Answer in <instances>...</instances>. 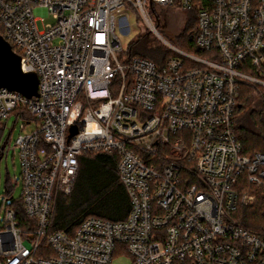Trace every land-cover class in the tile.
Listing matches in <instances>:
<instances>
[{
	"label": "built area",
	"instance_id": "1",
	"mask_svg": "<svg viewBox=\"0 0 264 264\" xmlns=\"http://www.w3.org/2000/svg\"><path fill=\"white\" fill-rule=\"evenodd\" d=\"M155 6L197 13L199 53L162 37L174 54L162 64L127 56L119 15L158 33ZM0 34L39 78L30 98L0 87V141L11 115L24 130L13 150L28 217L5 210L0 264H264V233L234 217L256 198L243 176L264 188V153L243 154L235 129L240 84L264 85V0H0ZM89 152L117 154L129 214L54 230Z\"/></svg>",
	"mask_w": 264,
	"mask_h": 264
},
{
	"label": "trees",
	"instance_id": "2",
	"mask_svg": "<svg viewBox=\"0 0 264 264\" xmlns=\"http://www.w3.org/2000/svg\"><path fill=\"white\" fill-rule=\"evenodd\" d=\"M169 9V8H166ZM187 14L186 24L180 40L183 50L199 53L195 44L198 28L197 13ZM127 56H142L162 64L170 57V51L150 32H142L128 46ZM172 54L171 56H173ZM264 70V66H263ZM251 74L256 75L253 69ZM253 88L241 83L239 86L238 106L236 110V133L243 146V154L253 157L256 153H264V96L252 105ZM25 116L30 117L28 112ZM5 145L0 148V155ZM119 158L115 153L89 152L79 159V169L72 191L67 196H59L53 218V229L73 234L78 225L89 216H97L112 221L125 220L130 211V199L122 184L118 171ZM6 192L3 205L13 208L21 226L26 224L22 196L13 197L14 184L7 173ZM242 193H252L255 201L247 206H239L234 217L245 226L264 233V188L252 184L246 176L238 183ZM12 200L11 203H7Z\"/></svg>",
	"mask_w": 264,
	"mask_h": 264
},
{
	"label": "rangeland",
	"instance_id": "3",
	"mask_svg": "<svg viewBox=\"0 0 264 264\" xmlns=\"http://www.w3.org/2000/svg\"><path fill=\"white\" fill-rule=\"evenodd\" d=\"M152 15L158 33L152 31L148 23L140 15L137 17L135 13L124 11L119 15V25L117 33L126 49L129 44L138 37L142 32H150L156 39L164 46V49L170 51V56L173 54L172 49L162 39L167 40L170 44L177 47H182L180 40L181 34L187 20V14L184 11L176 9H166L163 7H154ZM43 18L38 20L37 25L39 29H44L47 23L53 21L51 16L43 15ZM128 23H127V20ZM138 19V21H137ZM122 26V27H121ZM253 88L252 105L256 104L264 96V85L253 82L246 83ZM29 129V128H28ZM24 130L22 129V121H15L14 115H11L7 120V126L3 132L0 141V148L5 145L3 154L0 155V227L4 223L6 180L7 173L14 184L13 197L20 198L22 194V180H21V162L19 153L13 150L14 142ZM8 200L7 203H11ZM131 258L127 254H121L114 257L112 264H130Z\"/></svg>",
	"mask_w": 264,
	"mask_h": 264
},
{
	"label": "water",
	"instance_id": "4",
	"mask_svg": "<svg viewBox=\"0 0 264 264\" xmlns=\"http://www.w3.org/2000/svg\"><path fill=\"white\" fill-rule=\"evenodd\" d=\"M38 86V75L35 72H23L20 55L0 34V87L19 91L30 98L38 95Z\"/></svg>",
	"mask_w": 264,
	"mask_h": 264
}]
</instances>
